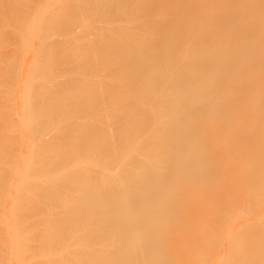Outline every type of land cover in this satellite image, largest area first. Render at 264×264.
<instances>
[{"label":"bare ground","instance_id":"1","mask_svg":"<svg viewBox=\"0 0 264 264\" xmlns=\"http://www.w3.org/2000/svg\"><path fill=\"white\" fill-rule=\"evenodd\" d=\"M24 1L0 0V10L11 15L14 4L22 9ZM112 1L38 0L29 24L26 16L11 19L12 29L25 27L20 41L27 48V61L20 58L14 78L20 81V74L30 83L16 91L24 109L13 124L19 152L10 159L17 163L9 162L10 178L0 177V264H264V208L251 206L264 205V0H238L235 12L248 11L243 21L221 20L234 11L230 0H173L178 13L186 11L187 28L174 31L181 19L174 15L149 46L138 39L118 43L117 36L129 30L84 27L129 8L142 20L165 2L122 0L120 8ZM66 2L78 6L67 20L57 18L54 6ZM168 11L162 7L161 18ZM69 21L82 23L75 26L81 27L75 42L97 38L55 57L60 37L41 31ZM157 28L151 24L150 34ZM166 35L172 52L183 48L171 75L187 83L176 91L156 81L157 68L165 67L158 57L143 77L135 75L139 64L124 71L135 48L155 49ZM77 50L90 54L85 63L76 60ZM68 63L75 70L61 68ZM75 71L81 78L98 75L99 89L82 88L84 81L69 87ZM55 72L64 79L49 88ZM150 83L168 92L167 105L178 94L183 102L184 92L197 96V106L184 113L188 119L167 123L177 133L186 125L196 130L179 137L177 154L165 129L149 135L143 102ZM219 101L229 115L225 122ZM15 107L12 102L7 111ZM12 145L10 137L0 141V161ZM140 162L152 165L144 169ZM162 168L174 174L171 179L160 175Z\"/></svg>","mask_w":264,"mask_h":264},{"label":"rangeland","instance_id":"2","mask_svg":"<svg viewBox=\"0 0 264 264\" xmlns=\"http://www.w3.org/2000/svg\"><path fill=\"white\" fill-rule=\"evenodd\" d=\"M38 0H26L24 1V5L21 9L20 3H15V7L17 8L16 12H12L11 15L6 13L4 10H0V24L4 22L7 23V25H3L0 27V141H7V139L10 137L11 141L13 142L12 150L10 151L11 154L7 157H4L3 160L0 161V165L5 164V169H0V177L7 178L11 177V172H8L9 169V162H16L14 159H10L12 157V153L16 152L18 154L19 150L16 149L15 139L16 134L13 129V124H15V116L17 112L23 111V107L20 106V99H16V91L21 87L28 86L30 81H25L24 77L21 78L20 74V81H17L14 78V73L16 68H18V64L20 63L22 58V62L27 61L26 58V50L27 48L25 46H22L20 38V33L24 32V28H21L19 30L12 29L11 26V19L13 20H21L23 21V17L26 16V22L29 24L31 22V19L34 17V11L37 9ZM71 1V0H70ZM159 2H165L164 4L158 5L156 9L150 14L142 17V20L138 17L136 11L133 8H129L125 11L118 12L115 11L111 13L109 16H107L105 19L102 17H96L92 22L89 28L84 27L86 32H94L97 30H100V27L102 25H107L108 28L112 30H129L130 34H123L121 37L116 38L117 42L119 43L121 40H125L127 45L132 43L134 39H138L141 44L143 43L144 46H149L157 41V39L160 37L158 35L159 32L165 29L166 23L170 21V19L174 16L179 14L181 16V19L177 21V24L175 25V29H182L185 30L188 26V20H187V13L184 9H181V12L178 13V11L175 9V4L173 0H160ZM158 2V4H159ZM231 3V15L228 17L222 16L220 17L221 20L231 18L232 16H236L239 20H245L248 15V11L244 12H235L236 5L238 3V0H230ZM111 4H119L120 8L123 7L122 0H113ZM36 5V7H35ZM218 5H221L220 0H218ZM78 4H72V2L64 3L61 5L56 4L53 9L55 15L57 18H62L66 16L65 20L69 17V13H71L73 10L77 8ZM164 7L165 9H169L168 14L161 18V14L159 13V10ZM119 8V9H120ZM62 10V11H59ZM48 20H51L50 16H47ZM257 22V21H256ZM256 22L254 24H256ZM79 24V22L76 21H69L65 25L57 26L54 25L52 28L50 27V30L47 31L42 30V35L45 34H51V35H58L60 37L59 45L57 48L53 51L52 55L56 57V55L64 50V49H70V48H77V47H85L88 46L85 45V40H90L91 42L95 41L97 37H92L90 39H84L80 42H75L78 35L75 34V32H78L81 27H75ZM151 24H158V28L153 32L155 34H150L151 30ZM242 25H247L243 23ZM31 28V27H30ZM75 28V29H74ZM75 31H74V30ZM142 32L145 33L146 38L143 40ZM84 34V30L82 32ZM90 34V33H89ZM91 36V34L89 35ZM183 38V37H180ZM185 42V45L188 43L187 40H181ZM184 45V46H185ZM173 42L170 40V36L166 35L165 39L159 43V47L155 49H145L144 52H141L139 49H134L129 56L128 60L126 62L130 65L128 68H126L124 71L128 70L129 68L133 67L135 64H139V68L135 70V75L137 76H144L147 71H150L151 65L150 60L153 57H158L162 61H165V67L163 70H160L157 68V74L158 80L161 83L167 82V84L171 85L174 88V91H176L181 85L187 83L186 78L185 79H177L176 77H173L171 75V71L173 68H177L179 66L180 57L182 54V49H180L177 52H172L173 50ZM183 46V47H184ZM236 47V46H235ZM123 48V45H121V50ZM121 50L119 51V54L121 55ZM30 52V51H28ZM35 52V51H34ZM80 51H75V54H78L75 58L80 61L81 64L85 63L86 60L89 59L90 54L87 57H83L80 54ZM149 53V54H148ZM136 54H140L139 57H136ZM166 59V60H165ZM97 60V59H96ZM95 60V61H96ZM107 60V58H106ZM100 61V60H99ZM108 61V60H107ZM110 61V59H109ZM168 61V62H167ZM10 62L12 63L10 65ZM71 67L74 69V67L68 63L67 65H61V68L65 67ZM123 66V63L120 67ZM20 68V67H19ZM116 69V68H115ZM75 70V69H74ZM19 72V71H18ZM20 73V72H19ZM80 73H76V71L71 75V81L68 83L69 87L72 88H78L77 85L81 84L84 81V86L82 88L89 89V88H96L99 89L100 83H99V76L98 75H87L83 78L80 77ZM59 79H64V74L55 72L52 79L47 83L48 87H52ZM90 80H95L96 82L94 84L90 83ZM178 81V82H174ZM55 82V83H54ZM35 85V82H32ZM36 86V85H35ZM9 94H12L13 99L10 101L8 99ZM145 95V101L143 102V106L145 109L144 116L146 120V124L148 127L149 135L153 136L156 135L159 131L166 130L168 140L174 145V153L180 152L181 145L177 143L176 141L179 139V137L182 134H186L183 137V140H185L188 136V134H192L194 132H191L188 128V125H186L184 128H180L179 132L177 133L174 128H169L167 123L170 120L176 119V120H185L186 115L184 114L186 110L193 109L197 106L196 98L197 96L194 94L192 96L189 93L184 92V95H187L188 98H184L183 95V102L180 99V96L178 94L177 99H170L169 103L167 105L168 100V92L164 90L163 88L157 89L153 83H150L144 90ZM248 97V96H247ZM246 97V98H247ZM178 100V103L175 107H173V103ZM248 100V99H247ZM118 101L121 102L122 99L119 97ZM15 102L16 107L7 109L11 106V103ZM120 104V103H119ZM225 105L224 101L218 102V113L221 115L222 121H227L229 115L223 111V106ZM84 108V107H83ZM39 114H41V111L35 108ZM81 109V108H80ZM80 109H76L71 112H66L68 116H72L73 113L79 111ZM102 111L109 110L108 108H100ZM163 109L166 111L164 112ZM58 112L55 111V114ZM236 113V110H235ZM59 116V115H58ZM63 122V121H62ZM40 123V122H39ZM72 121H68V126H70ZM156 123H159L161 125L157 126ZM41 124V123H40ZM54 131H57V129H54ZM67 131V130H66ZM144 138V137H141ZM158 143L162 144L163 141L161 139H158ZM103 148V145L100 146ZM17 163V162H16ZM104 165L107 166V162L103 161ZM136 163V162H134ZM12 164V163H11ZM141 166L145 169L152 165V162H140ZM264 165V164H263ZM56 164H54V167ZM263 171L264 167L260 166ZM26 168H21L20 174L24 175ZM88 175L92 174L91 171L86 172ZM99 173H101L99 171ZM82 174V171H81ZM180 174L185 175L186 172H181ZM160 175H162L166 179H171L174 175L173 173H170L166 168H162L160 171ZM9 177V178H10ZM174 207V205H172ZM252 207H261L264 208V205H251ZM183 223L187 225L189 223V219L186 214L182 216ZM2 235V230L0 231V236ZM141 240H145L144 237L141 238ZM125 241L129 242V239L126 238ZM132 256H136L135 252H133Z\"/></svg>","mask_w":264,"mask_h":264}]
</instances>
